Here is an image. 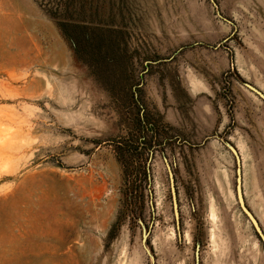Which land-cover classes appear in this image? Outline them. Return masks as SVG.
<instances>
[{"label": "rangeland", "instance_id": "1", "mask_svg": "<svg viewBox=\"0 0 264 264\" xmlns=\"http://www.w3.org/2000/svg\"><path fill=\"white\" fill-rule=\"evenodd\" d=\"M39 2L0 0V264H264L225 145L264 234V0Z\"/></svg>", "mask_w": 264, "mask_h": 264}, {"label": "water", "instance_id": "2", "mask_svg": "<svg viewBox=\"0 0 264 264\" xmlns=\"http://www.w3.org/2000/svg\"><path fill=\"white\" fill-rule=\"evenodd\" d=\"M246 88L254 92L257 96H259L264 101V94L258 90L257 88L253 87L250 84L245 83ZM225 145L228 147L230 152L233 154L235 161H236V184H235V194L236 199L238 202V205L243 212V214L248 218L249 222L252 224L255 232L259 236L261 242L264 245V234L262 233L260 226L256 220V218L253 216V214L250 212V210L246 207L244 202V193H243V183H242V170H241V159L240 155L237 151V149L232 146L229 143H225ZM168 172H169V178H170V192L172 197V204L174 209V217L176 220V226L178 228L179 222H178V207H177V200H176V193L174 189V181H173V175L170 170V167L167 165Z\"/></svg>", "mask_w": 264, "mask_h": 264}, {"label": "trees", "instance_id": "3", "mask_svg": "<svg viewBox=\"0 0 264 264\" xmlns=\"http://www.w3.org/2000/svg\"><path fill=\"white\" fill-rule=\"evenodd\" d=\"M97 3H98L97 5L99 6L100 4L98 0ZM39 5L49 16H51L56 21L57 25L60 27L62 32H64V34L67 31L64 30L65 27L76 26L81 24H87V25L93 24L91 20L89 19L85 20V13L87 12L88 9L92 8L91 0H78L77 2L71 0V2L66 7L65 12L67 13L68 11H70L71 13L76 14L75 16L76 18L75 17L64 18L63 17L64 14H60V11H62V7H63L62 4L61 5L60 4L52 5L49 3L44 4V0H40ZM78 17H82L83 19Z\"/></svg>", "mask_w": 264, "mask_h": 264}, {"label": "bare ground", "instance_id": "4", "mask_svg": "<svg viewBox=\"0 0 264 264\" xmlns=\"http://www.w3.org/2000/svg\"><path fill=\"white\" fill-rule=\"evenodd\" d=\"M211 217L213 220H216V213H215L214 207H212V209H211Z\"/></svg>", "mask_w": 264, "mask_h": 264}]
</instances>
